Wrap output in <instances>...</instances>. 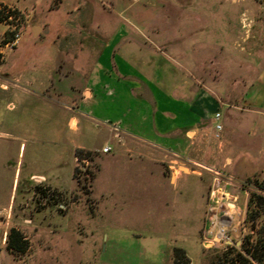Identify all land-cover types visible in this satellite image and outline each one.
Instances as JSON below:
<instances>
[{"label": "crops", "instance_id": "crops-1", "mask_svg": "<svg viewBox=\"0 0 264 264\" xmlns=\"http://www.w3.org/2000/svg\"><path fill=\"white\" fill-rule=\"evenodd\" d=\"M34 26L55 35L40 42L55 77L42 87L54 91L52 105L65 111L51 135L60 150L54 169L48 176L32 172L31 179L69 199L77 148L115 157L154 149L196 167L189 174L200 178L204 216L213 180L208 168L225 166L242 181L264 169V0H61ZM65 28L79 32L58 35ZM95 134L107 139L92 142ZM107 144L112 150L104 153ZM259 160L260 168L245 173ZM168 182L187 184L179 175ZM30 194L0 207V214L24 219ZM175 247L189 257L186 244Z\"/></svg>", "mask_w": 264, "mask_h": 264}, {"label": "rangeland", "instance_id": "rangeland-1", "mask_svg": "<svg viewBox=\"0 0 264 264\" xmlns=\"http://www.w3.org/2000/svg\"><path fill=\"white\" fill-rule=\"evenodd\" d=\"M4 1L18 7L6 5L0 16V207L17 202L24 192L30 194L32 186L27 200L32 210L29 208L21 220L0 214V264H167L173 244H186L192 264H237L234 258L238 253L249 257L251 264H264V205L255 208L251 220L246 218L248 202L245 205L234 234L237 246L204 247L201 227L205 214H201L202 200L198 196L201 181L189 174L196 167L163 151L137 154L126 150L122 157L94 151L91 159L75 160L79 169L75 172L74 168L73 197L67 199L61 193L49 198L37 190L38 186L55 189L29 176L32 172L48 176L54 169L60 150L51 135L56 130L58 112L65 109L52 105L54 91L42 87L54 76L49 53L39 46L44 37L52 39L55 35L48 29L35 34L32 26L43 21L61 0ZM76 31L60 29L58 35ZM16 33L21 38L13 44ZM11 74H17L19 80ZM67 128L65 134L70 132ZM32 132H38L39 140H33ZM106 139L103 134H95L92 142L100 144ZM108 143L114 144L111 140ZM150 157L156 159L154 163ZM175 158L169 168V161ZM262 164L263 160L253 162L244 171L251 173ZM254 174L245 180V189L249 195L253 191L264 197V169ZM176 175L181 183L187 182L186 186L174 187L168 182L173 183ZM241 190L240 204L246 198ZM13 227L26 238L23 252L8 249L6 240L2 243L4 232L7 238Z\"/></svg>", "mask_w": 264, "mask_h": 264}, {"label": "built area", "instance_id": "built-area-1", "mask_svg": "<svg viewBox=\"0 0 264 264\" xmlns=\"http://www.w3.org/2000/svg\"><path fill=\"white\" fill-rule=\"evenodd\" d=\"M19 33L15 34L13 44L20 40ZM9 42V41H8ZM11 42V41H10ZM220 113L215 114L218 119ZM220 122L215 123V129L220 130ZM219 136V134H216ZM102 152L107 153L112 150L111 145L102 147ZM76 160L78 158L76 157ZM85 161V159H81ZM213 173V180L208 191V202L205 212V225L203 228L202 244L209 248L216 244H222L224 247L237 246L235 244L234 234L240 226L243 215L245 214V205L248 202V192L246 186L248 183L236 179L231 175L225 166L221 168H208ZM244 192L246 198L240 204L239 189ZM246 188V189H245ZM6 232L2 240H6Z\"/></svg>", "mask_w": 264, "mask_h": 264}, {"label": "trees", "instance_id": "trees-1", "mask_svg": "<svg viewBox=\"0 0 264 264\" xmlns=\"http://www.w3.org/2000/svg\"><path fill=\"white\" fill-rule=\"evenodd\" d=\"M5 8L6 5H3L0 3V16H1V9ZM10 41V40H8ZM93 151L91 150H84L81 148H77L75 150V156L79 159H91ZM80 163V162H79ZM79 165V164H78ZM78 165L75 166V172L78 171ZM80 186L84 188V184H81L79 182ZM36 188V187H35ZM38 191L40 190L45 197L49 198H56L61 195V192H59L56 189H50L49 187H40L38 186ZM264 205V197L256 192H250L249 198H248V207H247V219L251 220L254 218L255 214V208L260 207ZM6 246L8 249L14 252H23L27 248V241L23 233L16 229L11 228L8 234V237L6 238ZM247 252H250L249 249H247ZM253 254V253H252ZM235 261H237V264H251L249 257L243 255L242 253H238L236 257L234 258ZM172 264H189V257L186 254V251L183 248L175 247L173 249V263Z\"/></svg>", "mask_w": 264, "mask_h": 264}, {"label": "water", "instance_id": "water-1", "mask_svg": "<svg viewBox=\"0 0 264 264\" xmlns=\"http://www.w3.org/2000/svg\"><path fill=\"white\" fill-rule=\"evenodd\" d=\"M39 30V28L36 26L35 28H33V32L36 34L37 31Z\"/></svg>", "mask_w": 264, "mask_h": 264}]
</instances>
